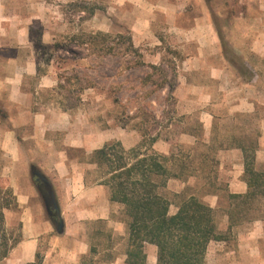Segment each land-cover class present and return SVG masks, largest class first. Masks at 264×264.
<instances>
[{
	"label": "rangeland",
	"instance_id": "374dc122",
	"mask_svg": "<svg viewBox=\"0 0 264 264\" xmlns=\"http://www.w3.org/2000/svg\"><path fill=\"white\" fill-rule=\"evenodd\" d=\"M128 1L0 0V60L19 70L28 62L36 67L22 77L18 102L0 105V129L14 132L0 130V198L10 199L7 189L15 196L17 184L38 194L26 207L17 202L4 211L15 247L0 264H23L18 248L25 233L34 239L32 221L46 226L25 264H126L128 218L100 183L105 169L90 158L113 142L126 150L143 143L166 157L172 177L161 193L171 215L190 195L215 209L227 238L209 245L207 264H264V197L230 198L234 180L245 181L235 149L243 155L248 149L255 169L264 171V0H139L142 9ZM94 7L98 14H91ZM135 17L152 19L150 32L162 43L135 46L129 27ZM191 19L201 32L211 26L221 54L168 40L166 21L189 28ZM98 33L110 36L112 54H105L103 39L90 44ZM12 137L19 155L9 147ZM30 160L58 190L62 234L29 165H20ZM145 252L156 264L157 247L147 244Z\"/></svg>",
	"mask_w": 264,
	"mask_h": 264
},
{
	"label": "trees",
	"instance_id": "16d2710c",
	"mask_svg": "<svg viewBox=\"0 0 264 264\" xmlns=\"http://www.w3.org/2000/svg\"><path fill=\"white\" fill-rule=\"evenodd\" d=\"M77 4L84 5L81 9L87 11V3ZM96 10L94 7L91 14ZM109 38L107 34L98 33L91 35L89 42L99 45L97 40L103 39L105 54H112L113 48L106 44ZM128 48H133L130 39ZM156 141L157 138H153L151 145ZM243 152L248 192L232 194L230 198L251 202L264 197V171L255 169L256 157L248 149L244 147ZM90 158L92 163L105 169L100 183L110 188V200L122 205L128 218L126 264H149L145 252L147 244L158 249L156 264H207L209 245L226 240V235L218 230L215 209L195 195L184 197L178 212L170 214L171 202L161 193L172 177L165 166L166 157L148 152L143 143L130 150L120 142L108 143L95 150ZM6 191L10 199L0 198V262L8 258L15 247L6 234L4 211L17 206V199L11 189ZM232 225L233 221L230 229Z\"/></svg>",
	"mask_w": 264,
	"mask_h": 264
},
{
	"label": "crops",
	"instance_id": "0c3cea01",
	"mask_svg": "<svg viewBox=\"0 0 264 264\" xmlns=\"http://www.w3.org/2000/svg\"><path fill=\"white\" fill-rule=\"evenodd\" d=\"M81 1H92V0H81ZM126 1L127 0H118V3L124 4V2H126ZM128 2H131L132 4H134L136 6V8H138V9L143 8V7H141V3L139 0H129ZM96 11H97L96 12L97 14L100 12L99 9ZM174 22H175V24H174ZM189 22H190V24H189ZM189 22H188L189 28H184V27L176 24V21H173V20L166 21V23L169 25V29H170V31H169L170 35H169L168 40L173 41L174 44L184 45V47L193 46V44L196 43V47L197 46L200 47V50H201V48L203 49V48H205V46L209 45V46H212V48H213L212 51L214 52V54H216V55L221 54V51H220V48L218 45V37H217L215 31L212 30L211 26L206 25L207 29H205L201 32L200 31V21H196V23H194V26L192 24V22H193L192 19ZM152 24H153L152 19H139V18L135 17L134 20H132L129 27L131 30L132 42L135 46H140L144 42H151V41H153V42L158 41L159 44L162 43V37L160 39L153 32H150V30L153 28ZM191 24H192V26H191ZM204 34H207V35H204ZM165 38L166 37H164V39ZM208 50H210V49H208ZM0 51H1V46H0ZM198 51H199V48H198ZM30 63H32V62H30ZM30 63L29 62L27 63L28 68H24L23 70H19L18 66H16V63L12 62V64H10L7 61L3 62L2 59L0 60V105L3 106V103H5L7 105V103H9V102H18L19 93H17L16 91L18 90V88L20 86V81H21L22 77H24L25 74H29L30 76L33 75L34 71H35L34 69L36 68L35 64L32 66ZM10 67L13 69L14 72L10 73ZM211 68L215 69L217 67H211ZM10 79H12V81H10ZM0 108H2V107L0 106ZM1 125H2V119H0V127H1ZM0 130H1V132H4L6 134L14 133L13 131L8 132L7 130H2V129H0ZM12 139H14V140H12V142L10 141L11 143H10L9 147H11L12 150H16L17 155H19L21 144L15 137H12ZM6 145H7V143H4V147ZM234 152H235L236 156H238V159L240 157V159H239L240 161H238V163L240 162L241 165H244V161H243L244 155L241 152V150L235 149ZM20 165H29V170H30L31 174H32V171H31L32 167H36V169L47 179V181L52 186L54 196H55V199L57 201L58 209L60 210L61 203H60V199H59L58 190L54 186V184L52 183V180L48 177V175H46L33 160L32 161L31 160L25 161V163H21ZM239 180L240 179L234 180V184H232L231 190L234 194L244 195L248 192V184H247L246 180L245 181H243L242 179L240 181ZM178 184H179V187L181 188V190H183V188L185 187V183L184 182H178ZM12 187L14 188L15 196L17 198V202L22 207H26L28 205V199L31 196H35V194L38 195L36 189H34L32 186H30V187L28 186V190H29L28 193L23 192L22 191L23 189L21 188V186L19 184L13 185ZM60 212H61V210H60ZM31 225L34 227V230L36 232L34 239H32L28 234L25 233L24 242H21L19 244L20 247L18 246L19 247L18 253L20 254L19 259L22 261L23 264L32 261L33 248L36 249L38 247L39 237L41 236L40 235L41 232H38V231L41 230V227L46 226L45 222L41 223V222H36V221H32ZM29 239H32V240L28 241ZM14 254H16V253H14Z\"/></svg>",
	"mask_w": 264,
	"mask_h": 264
},
{
	"label": "flooded vegetation",
	"instance_id": "af4514ba",
	"mask_svg": "<svg viewBox=\"0 0 264 264\" xmlns=\"http://www.w3.org/2000/svg\"><path fill=\"white\" fill-rule=\"evenodd\" d=\"M35 183L40 191V194L43 197L44 203L46 205V208L49 213H51L52 217H57L56 216V208L55 205L53 204L52 196L50 195V187L49 185L40 177L35 176Z\"/></svg>",
	"mask_w": 264,
	"mask_h": 264
},
{
	"label": "water",
	"instance_id": "95a60500",
	"mask_svg": "<svg viewBox=\"0 0 264 264\" xmlns=\"http://www.w3.org/2000/svg\"><path fill=\"white\" fill-rule=\"evenodd\" d=\"M32 171V174L34 176H38L40 178H42L50 187V195L52 196V200H53V204L55 205V208H56V211L58 213V220H57V232L59 234H62L64 232V221L61 217V212L60 210L58 209V205H57V201L55 199V196H54V192H53V189H52V186L50 185V183L47 181V179L36 169V167H32L31 169ZM49 213V212H48ZM49 215H51V213H49Z\"/></svg>",
	"mask_w": 264,
	"mask_h": 264
}]
</instances>
